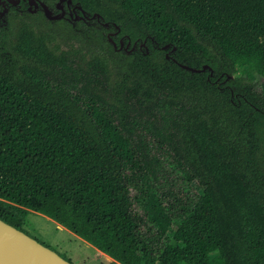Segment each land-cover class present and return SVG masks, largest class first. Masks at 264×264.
<instances>
[{"label": "trees", "instance_id": "trees-1", "mask_svg": "<svg viewBox=\"0 0 264 264\" xmlns=\"http://www.w3.org/2000/svg\"><path fill=\"white\" fill-rule=\"evenodd\" d=\"M73 2L101 19L0 18V219L44 215L111 264H264V0Z\"/></svg>", "mask_w": 264, "mask_h": 264}, {"label": "water", "instance_id": "water-1", "mask_svg": "<svg viewBox=\"0 0 264 264\" xmlns=\"http://www.w3.org/2000/svg\"><path fill=\"white\" fill-rule=\"evenodd\" d=\"M20 0L12 1L11 4L13 6H17ZM68 3V5L73 4V0H60L57 5V10H61L62 12L58 15H55L54 12L45 4L40 3L39 0H31V7L29 8V12L32 11V6H41L43 8L44 14L46 18L50 21H59L62 20L66 13L64 10V4ZM5 2L0 0V5H3L4 10L1 12L0 17L3 19L8 13V8L5 5ZM75 12H82L83 16H87L88 14L83 10L82 6L78 3L75 5ZM93 19H101L99 14H95ZM106 27L110 25L108 23L105 24ZM118 31L113 33V35H118L120 32V28L117 27ZM110 41L114 42L109 36ZM115 47L116 44L114 43ZM169 45L165 47L168 49ZM183 68L192 71V72H201L190 67L184 66ZM204 68L202 71H205ZM0 264H73L69 260L65 259L59 253L51 249L50 247L44 245L39 242L35 238L31 237L27 233L22 230H19L4 220L0 219Z\"/></svg>", "mask_w": 264, "mask_h": 264}, {"label": "rangeland", "instance_id": "rangeland-1", "mask_svg": "<svg viewBox=\"0 0 264 264\" xmlns=\"http://www.w3.org/2000/svg\"><path fill=\"white\" fill-rule=\"evenodd\" d=\"M255 81L261 84L263 79L257 77ZM166 162L167 175L161 178V187L167 185L165 184L166 181L170 184L175 182L178 184L180 182L177 176H173L175 167L170 160ZM178 177L180 178L181 176L178 175ZM170 187L173 188L172 186ZM190 188L195 192H201L196 184H192ZM23 230L31 237L67 258L73 264H111L114 262L112 258L101 253L92 245L44 215L30 212ZM211 257L212 259L218 257V253H213Z\"/></svg>", "mask_w": 264, "mask_h": 264}, {"label": "flooded vegetation", "instance_id": "flooded-vegetation-1", "mask_svg": "<svg viewBox=\"0 0 264 264\" xmlns=\"http://www.w3.org/2000/svg\"><path fill=\"white\" fill-rule=\"evenodd\" d=\"M2 2H5L6 4V7L10 10L12 7L15 8V9H19L21 10L22 6H25L29 12V8L31 7V0H20L19 4L15 7L11 4L12 1H15V0H1ZM17 1V0H16ZM40 3H45L44 0H39ZM59 3V2H58ZM57 3V5H58ZM46 4V3H45ZM47 5V4H46ZM57 5H56V8L53 10L51 9L48 5V7L54 12L55 15H58L60 14L62 11L61 10H57ZM75 3L73 2V4L71 5H68V3L66 2L64 4V10H65V17L62 19V20H68L70 22H73V23H84L86 25H90L92 24L95 19H93L91 15H87V16H83L82 12H75ZM0 8H1V11H0V14L1 12L4 10V7L3 5H0ZM9 10H8V13H9ZM42 10L43 11V8L41 6H32V11H36L34 13H37L38 11ZM7 13V14H8ZM30 13H33V12H30ZM87 13V12H86ZM1 18V17H0ZM5 17H3V20H4ZM103 27H105L106 29H111V26L109 27H106L105 26V23L102 24ZM114 32H111L108 34V38L109 36L111 35V38L113 39L114 42L110 41V38H109V41L113 44L115 50L117 51H123L127 54H132V53H135L137 51H141L146 54L150 53V47L147 45V39L142 41L141 39H137L135 41H132L130 37L128 36H123V37H118V35H113ZM114 43L116 44V47L114 45ZM152 43H153V47L152 49H163L164 51H168L169 49H171V46L169 45V48L168 49H165V47L167 46H163V47H160L158 45V43L153 39L152 40ZM177 50L176 47H174L168 54H167V59H170V53H175ZM176 61V60H175ZM180 66L182 67V69L186 70V71H189L185 68H183L184 66H187V65H182L180 64ZM187 67H190V66H187ZM192 68V67H190ZM204 68H206L205 71H202ZM192 69H195V70H198V71H201L199 72L200 73H206L207 71L210 73L209 76L210 77H216L215 75V71L209 66V65H203V68L201 69H197V68H192ZM191 73H194V74H198V72H192V71H189ZM223 76V75H222ZM230 77L228 76L227 80H229ZM221 78H218L217 81L220 82Z\"/></svg>", "mask_w": 264, "mask_h": 264}]
</instances>
